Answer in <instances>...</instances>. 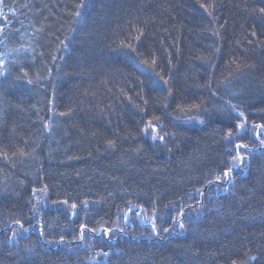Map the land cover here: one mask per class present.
<instances>
[{
    "label": "trees",
    "instance_id": "obj_1",
    "mask_svg": "<svg viewBox=\"0 0 264 264\" xmlns=\"http://www.w3.org/2000/svg\"><path fill=\"white\" fill-rule=\"evenodd\" d=\"M262 8L0 0V264H264Z\"/></svg>",
    "mask_w": 264,
    "mask_h": 264
},
{
    "label": "rangeland",
    "instance_id": "obj_2",
    "mask_svg": "<svg viewBox=\"0 0 264 264\" xmlns=\"http://www.w3.org/2000/svg\"><path fill=\"white\" fill-rule=\"evenodd\" d=\"M234 111L240 117L239 125H241V124L245 125V127H244L243 130L238 127V135L241 136V135L245 134L246 132H249L251 135L253 134V135H255V137L257 136V139H258V144L257 145H259L260 147H262L264 145V138L260 137V132H262V130L260 129V127H258L259 128V130H258V128H256L255 125H253L252 123H249L247 121V119H246L245 113L241 109L235 107L234 108ZM241 113L243 115H241ZM145 132H146L147 136L151 140H155L156 138H161V136L159 134V129L157 128V125H153L151 123H148L147 126L145 127ZM153 137H155V139H153ZM237 145H240V144H237ZM237 145L235 146L237 155L233 158V167H234V169L242 168V167L243 168H246L247 159H246L245 155H243L240 152L241 147L238 149L237 148ZM237 157H240L242 159H239ZM33 196H34V209H35V214H36V217L39 220V221L36 222V224H41V222H40V220H41L40 214H41V211L44 208H46L48 206L60 207V206H63V204H64V203H52V202H50L48 200V198H47V195H46L44 189L34 190ZM71 212H73L72 206H71ZM41 227H42V224H41Z\"/></svg>",
    "mask_w": 264,
    "mask_h": 264
},
{
    "label": "bare ground",
    "instance_id": "obj_3",
    "mask_svg": "<svg viewBox=\"0 0 264 264\" xmlns=\"http://www.w3.org/2000/svg\"><path fill=\"white\" fill-rule=\"evenodd\" d=\"M33 192H34V191H33ZM62 203H63V202H62ZM62 207L64 208V210L67 211V209H66V205H65V204H63ZM12 227H13V225H10V226H8V227L5 228V229H6V230H10ZM22 228H23V230H25L27 233L37 231V232L39 233V236H40L41 238H43L42 227L38 226L36 223L32 224L30 227H27V228H25V227L22 226ZM62 241H63V240H60L58 244H61ZM70 243H71V242H70Z\"/></svg>",
    "mask_w": 264,
    "mask_h": 264
},
{
    "label": "snow or ice",
    "instance_id": "obj_4",
    "mask_svg": "<svg viewBox=\"0 0 264 264\" xmlns=\"http://www.w3.org/2000/svg\"><path fill=\"white\" fill-rule=\"evenodd\" d=\"M260 11L261 12H264V8H262V9H260ZM241 115H243L242 113H241ZM240 129H244V127H245V125H243V124H241V125H239L238 126ZM153 139H155V137H153ZM161 139H162V137H161ZM111 143V142H110ZM241 146L240 145H237V148L239 149ZM237 158H239V159H242V158H240V157H237ZM231 171V169H228L225 173H224V175L225 176H227L228 175V173ZM219 178V177H218ZM153 227H155V225H153ZM181 227H183V224H181Z\"/></svg>",
    "mask_w": 264,
    "mask_h": 264
}]
</instances>
